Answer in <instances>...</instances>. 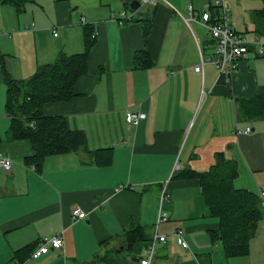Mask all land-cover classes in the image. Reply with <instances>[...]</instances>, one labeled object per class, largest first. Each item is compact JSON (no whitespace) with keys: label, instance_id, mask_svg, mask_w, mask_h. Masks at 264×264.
Listing matches in <instances>:
<instances>
[{"label":"crops","instance_id":"crops-1","mask_svg":"<svg viewBox=\"0 0 264 264\" xmlns=\"http://www.w3.org/2000/svg\"><path fill=\"white\" fill-rule=\"evenodd\" d=\"M133 1L35 0L19 13L0 4V61L15 80L30 78L61 53H83L84 31L92 33L76 97L45 103L41 112L63 117L68 130L86 135L89 151L102 153L98 160L85 152L48 156L40 171L24 165L33 155L29 140L5 139L10 118L0 64V155L11 159L10 172L0 169V264H140L155 235L165 241L156 245L151 264H264V216L248 254L226 258L211 235L218 225L204 208L198 180L174 178L206 172L222 153L237 164L234 187L260 197L264 112L245 122L234 99L252 98L264 86V52L250 47L230 81L222 82L208 62L214 41L200 20L214 0H158L135 10ZM225 2L233 32L264 41L252 20L262 1ZM126 111L146 118L128 126ZM246 127L249 133L242 132ZM101 150L110 153L108 165ZM74 207L86 214L83 220L72 221ZM159 215L167 220L158 223ZM130 223L140 227L141 240L125 252L123 229ZM178 230L188 249L178 245ZM59 234L60 250L31 257L41 238ZM110 250L121 252L106 263Z\"/></svg>","mask_w":264,"mask_h":264},{"label":"trees","instance_id":"trees-1","mask_svg":"<svg viewBox=\"0 0 264 264\" xmlns=\"http://www.w3.org/2000/svg\"><path fill=\"white\" fill-rule=\"evenodd\" d=\"M34 1L0 0V4L11 6L19 13L26 4ZM261 1L263 6L252 13V20L255 33L264 38V0ZM211 11L214 12V9ZM93 41L92 33L86 29L83 53L71 56L61 53L53 63L37 67L34 74L24 80L13 79L0 61L5 86L4 108L10 118L5 139L29 140L33 155L25 158L23 163L32 166L36 171H40L48 156L85 152L90 158L98 160L102 155L101 152L89 151L86 135L82 131L68 130L63 117L43 116L41 112L45 103L66 102L76 97L74 86L76 80L86 71L85 64ZM144 63L146 67L152 66L148 56ZM234 104L237 115L245 122L261 117L264 112V86L258 87L252 98H235ZM101 151L107 154L103 164L108 165L110 153L108 150ZM179 177H193L198 180L204 208L218 225L216 230L211 231V235L214 240L219 241L224 256H246L249 240L264 216V207L258 195L234 187V181L238 177L236 162L226 159L222 153H216L214 164L206 172L196 173L189 170L174 176ZM140 240L141 230L138 225L130 223L124 227L125 252ZM120 252L106 251L105 262H112Z\"/></svg>","mask_w":264,"mask_h":264},{"label":"built area","instance_id":"built-area-1","mask_svg":"<svg viewBox=\"0 0 264 264\" xmlns=\"http://www.w3.org/2000/svg\"><path fill=\"white\" fill-rule=\"evenodd\" d=\"M158 0H138L139 5H156ZM214 12L211 14L210 10L203 11L200 15V20L203 27L206 29L210 37L214 41V56L209 59L210 62L216 68L218 78L222 82H229L232 75L236 72L237 64L240 60L247 59L250 52V47H258L259 53L264 52V41L255 39L248 41L241 35L233 32L230 20L229 12L226 6L225 0H214L213 2ZM124 13H121L120 21H125ZM129 17H127L128 19ZM194 21L193 17L185 20L187 25H190ZM204 61L201 60L194 66V70L202 72ZM146 118L143 112H130L125 113V122L128 126H136L140 121ZM250 127H246L242 132L249 133ZM0 169L6 173L10 172L11 159L6 155H0ZM122 188V187H121ZM261 199H264V188L260 191ZM164 196H162V199ZM86 214L81 211L79 207L72 208L71 218L72 221L83 220ZM167 220L166 215H159L158 223L165 222ZM175 238L183 249H188L187 242L183 239L182 230L175 232ZM165 237L163 235H155V237L148 243L147 252L143 258L139 260L140 264H151L154 258L156 245L160 242L163 243ZM41 247L31 254L32 258H38L41 255H45L49 250H60L63 245L62 236L54 235L51 237H43L40 239ZM13 264H23L15 261Z\"/></svg>","mask_w":264,"mask_h":264},{"label":"water","instance_id":"water-1","mask_svg":"<svg viewBox=\"0 0 264 264\" xmlns=\"http://www.w3.org/2000/svg\"><path fill=\"white\" fill-rule=\"evenodd\" d=\"M138 6H139V3H138V1H133L131 4H130V8L131 9H136V8H138ZM120 249H122V247H120Z\"/></svg>","mask_w":264,"mask_h":264},{"label":"rangeland","instance_id":"rangeland-1","mask_svg":"<svg viewBox=\"0 0 264 264\" xmlns=\"http://www.w3.org/2000/svg\"><path fill=\"white\" fill-rule=\"evenodd\" d=\"M141 6H144V5H141Z\"/></svg>","mask_w":264,"mask_h":264}]
</instances>
